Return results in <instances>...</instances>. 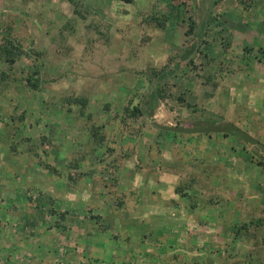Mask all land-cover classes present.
Returning a JSON list of instances; mask_svg holds the SVG:
<instances>
[{"label": "rangeland", "instance_id": "rangeland-1", "mask_svg": "<svg viewBox=\"0 0 264 264\" xmlns=\"http://www.w3.org/2000/svg\"><path fill=\"white\" fill-rule=\"evenodd\" d=\"M74 1L72 5L67 0H0V31L11 24V36L24 50L31 48L40 52L41 71L48 81L39 93L27 90L20 98L0 100V115L12 110L14 115L22 113L25 118L22 134L50 140L49 152L44 150L42 154L35 147L36 154L44 157L47 153L45 159L59 170H65L73 159H80L81 166L76 173L82 179L76 185V192L63 190L57 186L58 180L48 178L44 170L23 159L21 165L26 166V173L16 175L17 180L10 177L0 182V195L7 197L12 207L9 209L6 201L0 205V209H7L2 210L4 215L0 216L4 221L0 235L7 241L21 238L31 241L33 246L40 244L44 248L42 253L48 254L54 249L51 264H180L187 259L177 254L179 249L189 253L199 248L207 250L212 245L214 250L209 253V259L214 264L221 263L222 250L218 247L221 239L229 242L230 236L228 233L217 235L214 215L223 208L217 202L206 207L200 205L192 213L186 212L172 190L178 173L174 170L176 161L170 148L182 145L166 141L163 136L172 133L160 134L148 127V123L200 127L207 123L202 119L204 116L211 115L222 119L220 122H227L233 114L237 118L236 126L251 138L254 139L258 131L264 134V55L251 44L254 40L264 42V0H252L248 12H240L234 0H194V11L187 6L186 15H180L182 20L169 15L168 5L159 0ZM208 13L214 20L212 26L204 27L202 32L199 30L201 36L198 37L195 31L201 27L199 20ZM166 15V22L159 26L158 22ZM190 25V34L184 35ZM222 28H226L225 32ZM211 29L219 31L214 42ZM241 42L252 45L253 54H241L236 49ZM194 43L198 52H193L192 48L191 65L186 66L177 49ZM207 59L223 69L213 90L203 79ZM29 61L31 59L21 58L16 66L25 69ZM178 61L182 69H178L164 86L173 97L158 101L150 119L128 120L136 129L126 126L127 131L136 133H121L115 116L127 100L132 98L135 103L144 92L143 76L137 74L142 72L146 76L149 68L157 72L166 65L171 68ZM0 67L5 69L1 63ZM180 93L186 103L194 105L195 113L178 104L175 97ZM77 95L86 98L81 118L75 110L65 112L60 102L62 97ZM92 125L105 133L108 142L114 138V152L102 146L91 153L89 128ZM214 137L192 134L183 138L184 144L191 145L189 149L184 148V157H202L206 165L215 167L223 164L225 182L234 188L226 186L219 195L231 194V189L235 192L236 188L242 194H264V175H260L250 162V155L240 147L241 143L229 139L222 143ZM148 145L154 146L161 166L153 167ZM123 152L131 155L121 160L119 166L116 163L119 169L115 171L113 163ZM141 152L144 155H140ZM6 159V155L0 156L2 175L20 170L21 165L11 166ZM190 164L187 171L192 172L197 164ZM95 178L104 181L114 195L121 193V198L122 193L132 191L133 202L123 210L121 207L108 209V205L116 203L115 200L112 203V199L107 202L92 200L97 195L94 188L99 186ZM30 185L33 187L28 188ZM10 191L17 194L12 196ZM11 210L15 214L25 210L39 214L37 221L33 218V226L25 227L29 237L17 234L16 224L21 227L22 222H17L18 216ZM108 210L114 216L113 227L109 230L112 234L121 235V225L137 219L145 220L148 227L130 231L134 239L140 232L136 240L131 236L126 243L112 239L104 244L101 242L104 239L97 240L89 225L79 227L75 222L90 216L104 217ZM60 213L65 214L63 222L59 221ZM168 244L174 248L168 249ZM224 248L225 253L242 258L246 244L239 236ZM14 249L11 245L8 253L2 250L0 264H29L27 256L21 253L17 257L12 253ZM90 249L98 252L91 253ZM164 258L166 263L162 261ZM187 264H193V260Z\"/></svg>", "mask_w": 264, "mask_h": 264}, {"label": "trees", "instance_id": "trees-1", "mask_svg": "<svg viewBox=\"0 0 264 264\" xmlns=\"http://www.w3.org/2000/svg\"><path fill=\"white\" fill-rule=\"evenodd\" d=\"M120 1L125 3L131 2V0ZM251 1L252 0H234L239 10H241L240 12H248L251 8ZM67 2L72 5H74L75 3L74 0H67ZM159 2H163L168 5L169 15H175L181 20L182 17H180V15H186L185 11L187 9V6H189V10L190 8H192V11H194V0H159ZM206 15L205 17L203 15L199 20V26L201 27L196 29L198 32L195 31V34L198 37L201 36L199 30L202 32L204 30V27L212 26V22L214 21L209 13ZM247 15L249 16L250 13H248ZM167 16L168 15L164 16L161 22H158L159 26H163V24L167 20ZM11 20L13 19H10V21ZM10 29H12L11 24L0 31V63L4 65V67L2 68H5L1 69L0 67V100L3 102H7L12 98H20L24 93H26L27 90L32 91L33 93H39L43 91V89L47 86L46 84H48V81L41 71L42 66L39 60L40 52L35 51L31 48L24 50L22 44L16 41L11 36ZM191 30L192 27L190 25L189 29L184 31V35H189ZM225 30L226 28L223 29L224 32ZM218 32V30L213 29V42L215 41L214 39L217 35L216 33ZM251 44L258 48V52H260L261 55H264V42H257L256 40H254ZM252 45L249 46L246 43L241 42L236 49L240 50V53L244 54V56H248L253 54V51L251 50ZM192 48L194 50L193 52H198V46L197 44L195 45V43L190 47H181L177 49L179 51L180 59L183 60V62L185 63L184 65L186 66L191 65V59L189 55L192 54ZM201 56L205 58L204 54H201ZM21 58H26L29 60L31 59V61H29V66L25 67V69L16 66V63ZM169 67V65L163 66L161 69L157 70V72H155V70H153L152 68H149V75L146 76L142 72L137 74L143 76V82L141 84L143 86L144 92L138 97L135 103H132V98L131 100H127L121 107L120 113L115 116L121 133H136V131H134V133H129L130 131H127L126 126L131 127V129H136L135 126L132 125L133 123H131L130 121L128 122V120L137 121L144 118L150 119L158 101L163 100L166 97H173L172 94L168 93V91H166V89L164 88L165 82L173 78L175 76V73L178 72V69H182V66L178 61L173 64L171 68ZM203 68L205 72V77H203L204 83L208 84L210 89L213 90L216 79L217 77H221V75L219 74H222L223 69L209 59L204 61ZM191 69L195 68L191 67ZM241 71L244 73L247 72L245 71V69H241ZM177 88V90H180V87L178 85ZM182 94L183 93H180L175 97L178 104L180 103V105H182L186 110H189L190 113H195L196 108L194 107V105L186 103L184 98L182 97ZM60 102L65 112L75 110L78 118H81L83 116L84 108L86 106V98H84L83 96L77 95L74 97H62ZM262 104H264V101L262 102ZM4 114L0 115V149L2 150V154L0 156L6 155L8 157V159L6 160L9 161V164L11 166L15 163L21 165L23 159L28 161L29 163H33L35 167L44 170L50 176L48 178L53 179L54 181L58 180V183L56 182L58 187L60 186L62 187L61 189L64 188L63 190L66 191L76 192V185H79L78 181H82L81 176L76 173V171L81 166L80 159H73L72 161L68 162L65 170H59L58 168L53 167V165L49 164L47 158L45 159V156H47V153L49 152V147H51L50 140L44 136L31 137L22 134V129L25 126V118L23 117L22 113L14 115L12 110L7 111V113L4 112ZM4 116H6L5 119ZM6 119L8 120V122L5 121ZM202 119L203 121L207 120L206 124H201L202 126L216 124L222 120L211 115H208V117L204 116ZM236 121V116L232 114L231 118L227 120V123L238 128V126H236ZM149 126L156 129L155 131L158 133L164 132L158 130L156 128V125L148 123V127ZM230 134L232 136H229ZM89 136L91 137L90 143L92 144L89 148V150L92 151L91 153L95 152L98 147L102 146H105V149L108 152L115 151L116 147L114 138H111L112 140H109L110 142H108L105 138V133H103V131L99 129V127L94 125L90 126ZM190 136L191 135L176 133H172L171 136L167 137L163 136L166 141L169 140L170 142L172 141L176 144L182 145V147L179 148H170L172 156L176 161V167H174V170L178 173L172 189L174 194L177 196V200L180 201L182 207L186 210L187 213H192L200 205L206 207L217 202L220 203V207L223 208V210L220 213H216L214 215L216 220V224L214 227L217 226V235L219 237H221L224 233H228L230 239L229 242H224L221 239V246L219 245L218 249L222 250L221 256L223 260L219 264H264V194H261L259 196L242 194L239 193V190L236 188L235 192L234 189H231V191L233 192L231 194L228 193V195H219L220 192L223 191L227 186L225 182L226 179L223 164L215 167L206 165L202 157L192 158L191 155H189L187 158H185L183 154V151H185L184 148L189 149L191 145L186 143L184 144L182 139L188 138ZM202 136H216L214 138H217L222 143H224V141H226L227 139L231 141L238 140L241 143L240 147L242 149H245L250 155V162L259 170L260 175H264V134H261V131L256 132V135L254 137V140H256L257 142L256 145H252L241 140L236 134L231 132L226 134H202ZM35 147H38L42 154L45 150V152H47L45 153V156L41 157L39 156V154L37 155L35 150H33ZM147 150L151 155L150 158L153 167L155 165L157 167L161 166L159 163V159H156L157 151L154 149V146L148 145ZM139 154L144 155L143 152ZM130 155L131 154H127L126 152H123L121 155H117L116 161L113 163L115 171L119 169L117 168L116 163L119 166V162H121V160L125 158H129ZM190 163L197 164L196 169H194L192 172L187 171ZM20 167V170L11 172L9 175H2V171H0V182L3 178H14V176L18 174L26 173V166L21 165ZM22 168L25 169L22 170ZM152 171L156 172V170L154 169H152ZM91 179H93V176L91 177ZM94 182L99 186L98 189L95 186L94 192L97 195H94L93 197L91 196L92 200L101 199L107 202L112 199V203H114V200L116 201L115 205H108V209L111 207H121V209L124 210L130 206V201L133 202L132 191H129L126 194L122 193V195L124 196L123 198H121V193H115V195L111 193L112 191L105 185L104 181H97V179L95 178ZM31 187L33 186H28V188ZM227 187L228 189L234 188L229 186ZM10 193L13 192L10 191ZM237 193H239L240 195H238ZM27 198L30 201V197ZM48 212L51 215H54V211L52 209H49ZM17 215L19 216L20 221L25 227L33 226V218L35 219V221L40 218L39 214L34 213L33 215L30 214V212H28L27 210H25L23 213H18ZM59 215L61 216L59 221H65V214L60 213ZM113 218L114 216H112V214L108 210L104 217L90 216L87 220L78 219L77 221H74L77 222V226L79 227H84L85 224L89 225L90 229L96 233L97 240H99L100 238L104 239L103 241L101 240V242L104 244L110 243L112 239L116 241L121 240L119 242L126 243L131 239L130 237L132 236V233L130 234V231H141L143 227H148V223H146L145 220L137 219L134 221L135 224H122L120 227L122 231L121 235H115L109 231L113 227ZM55 226H58V224L56 223ZM227 228H230L232 231H230V229L228 230ZM138 234H140V232H138ZM138 234L136 235L137 237H135V239L134 236H132V239L136 240V238H138ZM239 236L246 244L245 254L242 258L237 257L233 253H225L224 250V246H226L227 244L229 245L231 240H234ZM172 240H175L174 237H172ZM173 248V245L171 246L170 244H168V249ZM179 248H182V245L179 246ZM213 250L214 246L212 245V247L207 250L199 248L194 252L185 253L179 249V252H176L178 255H185L187 261L181 262L182 264H187V262L189 263V260H193V264H214L213 261L209 259V253ZM95 251L98 252V250ZM49 253V256L52 257L53 252L50 251ZM172 254L173 255L171 256L174 258V252H172ZM50 257H46L44 259V264H50ZM169 260L171 259L169 258ZM162 261L165 262L166 259L164 258L162 259Z\"/></svg>", "mask_w": 264, "mask_h": 264}, {"label": "crops", "instance_id": "crops-1", "mask_svg": "<svg viewBox=\"0 0 264 264\" xmlns=\"http://www.w3.org/2000/svg\"><path fill=\"white\" fill-rule=\"evenodd\" d=\"M13 179H15V180H17L16 179V176H14V178ZM261 184H262V182H260ZM263 185V184H262ZM12 196H14L15 194H17V192H13V193H10ZM1 196V195H0ZM2 201H6V203L8 204V208L10 209V207H11V204H10V200L8 201V198L7 197H4V195L2 194V196L0 197V205H2ZM7 208V207H6ZM11 209H12V207H11ZM5 211V210H7V209H0V216H2L1 215V213H3V211ZM11 211H13V210H11ZM11 211H8L9 213L11 212ZM12 213H14L15 214V212L13 211ZM3 215H4V213H3ZM5 215H6V213H5ZM16 216H18L17 214H15ZM19 221H20V218H19V216L17 217V222L19 223ZM2 224H4V221H3V219H1L0 220V228H2ZM6 227H7V224L6 225H4V230L6 229ZM15 228H18V235H21V234H24V235H27V237H29V235L27 234V231L25 230V226H23V224H22V226L20 227V226H18L17 227V224H16V227ZM13 231V230H12ZM11 231V232H12ZM14 236V235H13ZM16 237V236H15ZM7 239V238H6ZM5 238H4V236L3 235H0V253L2 252V250L4 249V251L5 252H7V249L12 245V246H14V251L12 252V253H15V255L17 256V254H21V253H24V255H26L27 256V260L29 261V264H44V259L46 258V257H50L49 256V254L50 253H48V254H46V253H42V249H44L43 248V246L42 245H35V246H33L32 244V242L31 241H29V240H20L19 238H17L16 240H14V239H11L10 241H7ZM3 243V244H2ZM96 247V246H95ZM53 248H54V246H53ZM49 249V248H48ZM96 250V249H95ZM94 249H90V252L91 253H93L94 251H95ZM52 252H54V249H52ZM55 252H56V249H55ZM8 253V252H7ZM7 253L5 254V256L7 255ZM46 254V255H45ZM65 256V255H64ZM18 257V256H17ZM4 259H5V257H3ZM22 258V257H21ZM87 258V257H86ZM63 259V258H62ZM7 260V259H6ZM50 260H52V261H50V264L54 261L53 259H52V257H50ZM63 260H65V259H63ZM94 261H96V260H94Z\"/></svg>", "mask_w": 264, "mask_h": 264}, {"label": "water", "instance_id": "water-1", "mask_svg": "<svg viewBox=\"0 0 264 264\" xmlns=\"http://www.w3.org/2000/svg\"><path fill=\"white\" fill-rule=\"evenodd\" d=\"M156 128L158 130L176 134H185V135H192V134H226V133H234L236 134L241 140L256 145L257 142L245 132L240 130L239 128L231 125L227 122H219L213 125L201 126V127H179V126H161L157 125Z\"/></svg>", "mask_w": 264, "mask_h": 264}]
</instances>
